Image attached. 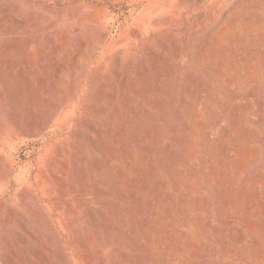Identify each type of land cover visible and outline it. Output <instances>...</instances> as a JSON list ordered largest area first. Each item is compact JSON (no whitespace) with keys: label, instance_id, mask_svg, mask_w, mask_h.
Returning a JSON list of instances; mask_svg holds the SVG:
<instances>
[{"label":"rangeland","instance_id":"obj_1","mask_svg":"<svg viewBox=\"0 0 264 264\" xmlns=\"http://www.w3.org/2000/svg\"><path fill=\"white\" fill-rule=\"evenodd\" d=\"M0 264H264V0H0Z\"/></svg>","mask_w":264,"mask_h":264}]
</instances>
